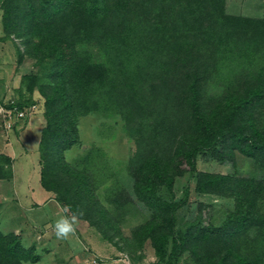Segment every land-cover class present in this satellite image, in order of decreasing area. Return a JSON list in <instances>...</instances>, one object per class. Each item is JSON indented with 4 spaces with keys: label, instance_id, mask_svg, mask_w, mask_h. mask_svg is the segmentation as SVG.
I'll return each mask as SVG.
<instances>
[{
    "label": "trees",
    "instance_id": "obj_1",
    "mask_svg": "<svg viewBox=\"0 0 264 264\" xmlns=\"http://www.w3.org/2000/svg\"><path fill=\"white\" fill-rule=\"evenodd\" d=\"M154 2L162 9L153 11L175 9L186 23L153 25L147 13ZM0 11L4 32L27 38L42 64L41 75L50 81L43 86L38 76H23L18 98L7 106L26 110L35 88L44 99L46 126L38 152L46 192L64 207L81 209V220L112 225L90 178L91 171L105 168V155L99 148L87 149L78 169L64 153L79 142L80 117L114 109L136 139L134 162L143 159L137 168L131 162L127 167L135 169L138 199L159 200V187L168 188L172 170L185 164L199 192L235 202L227 225L213 233L227 245L214 264H264V251L249 259L234 249L238 235L264 223L255 208L264 179L254 188L255 179L195 173L205 141L213 147L226 142L227 153L238 150L264 164V123L255 117L264 108V19L228 15L225 0H0ZM233 64L236 72L229 68ZM209 78L220 83L213 97L202 92ZM162 109L175 117L154 113ZM149 118L153 122L146 128ZM168 135L174 138L169 156L157 149ZM125 200L132 203L128 194ZM204 237H210L209 230ZM169 239V234L156 239L159 260L165 259ZM172 242L168 256L173 259L180 247ZM0 261L33 264L38 256L14 234L0 232Z\"/></svg>",
    "mask_w": 264,
    "mask_h": 264
},
{
    "label": "rangeland",
    "instance_id": "obj_2",
    "mask_svg": "<svg viewBox=\"0 0 264 264\" xmlns=\"http://www.w3.org/2000/svg\"><path fill=\"white\" fill-rule=\"evenodd\" d=\"M154 4L147 13L153 25L175 26L185 22L175 9L163 6L161 13L153 11V8L162 9ZM16 34L8 37L4 32L0 11V232L14 234L26 250L38 256L33 264H214L223 257L227 245L213 238V233L227 225L230 213L235 211L234 199L215 192H199L196 179L190 177L185 164H180L171 172L170 186L159 187V200L153 203L139 200L134 189L138 183L133 176L135 169L128 171L127 167L131 162L130 166L137 168L143 159L134 162L136 139L127 134L114 109L80 117L79 142L64 153L65 161L78 169L87 149L96 147L105 155V168L91 171L90 178L94 196L107 209V217L112 221L108 224L112 225L106 226L103 222L91 225L79 219L74 236L68 240L56 238L53 225L64 213L65 205L54 194L49 197L40 186L41 172L45 169L38 152L41 131L46 126L44 99L35 88L24 118L8 116L7 108L11 100L18 98L16 89L23 76H38L43 86L50 81L41 75L42 64L27 38L22 33ZM229 68L236 72L238 65ZM219 84L216 79H207L202 85L205 97L218 95ZM160 111L162 116L175 117L165 109L154 113ZM255 117L262 125L264 108L257 110ZM145 122L148 128L153 118ZM173 140L168 135L157 149L169 156ZM221 143L214 149L210 141H205L195 158V173L255 179L253 187L257 188L258 182L264 179V164L238 150L227 153L223 150L226 142ZM261 190L255 208L264 214V190ZM127 194L132 203L125 200ZM89 216L93 219L95 214ZM207 230L210 237H204ZM160 234L170 236L164 260L156 255V239ZM174 239L180 252L172 259L168 254ZM263 243L264 223L252 225L238 235L234 249L255 259L257 252L264 251Z\"/></svg>",
    "mask_w": 264,
    "mask_h": 264
},
{
    "label": "crops",
    "instance_id": "obj_3",
    "mask_svg": "<svg viewBox=\"0 0 264 264\" xmlns=\"http://www.w3.org/2000/svg\"><path fill=\"white\" fill-rule=\"evenodd\" d=\"M225 11L232 16L264 19V0H225Z\"/></svg>",
    "mask_w": 264,
    "mask_h": 264
},
{
    "label": "clouds",
    "instance_id": "obj_4",
    "mask_svg": "<svg viewBox=\"0 0 264 264\" xmlns=\"http://www.w3.org/2000/svg\"><path fill=\"white\" fill-rule=\"evenodd\" d=\"M71 213L70 215L68 213ZM83 215V211L77 208L75 211L70 206H66L64 213L54 222L53 229L58 240H68L75 235L76 225Z\"/></svg>",
    "mask_w": 264,
    "mask_h": 264
},
{
    "label": "built area",
    "instance_id": "obj_5",
    "mask_svg": "<svg viewBox=\"0 0 264 264\" xmlns=\"http://www.w3.org/2000/svg\"><path fill=\"white\" fill-rule=\"evenodd\" d=\"M11 114L15 116L17 119L24 118L26 115V110H18L17 108H9L8 116H10Z\"/></svg>",
    "mask_w": 264,
    "mask_h": 264
}]
</instances>
